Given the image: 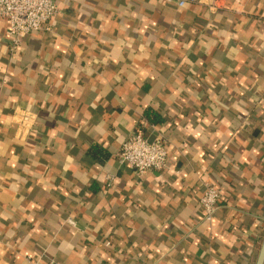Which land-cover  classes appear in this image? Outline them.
I'll use <instances>...</instances> for the list:
<instances>
[{
	"label": "crops",
	"instance_id": "1",
	"mask_svg": "<svg viewBox=\"0 0 264 264\" xmlns=\"http://www.w3.org/2000/svg\"><path fill=\"white\" fill-rule=\"evenodd\" d=\"M56 3L14 52L0 19V264H254L264 0ZM133 132L167 139L162 171L117 163Z\"/></svg>",
	"mask_w": 264,
	"mask_h": 264
},
{
	"label": "built area",
	"instance_id": "2",
	"mask_svg": "<svg viewBox=\"0 0 264 264\" xmlns=\"http://www.w3.org/2000/svg\"><path fill=\"white\" fill-rule=\"evenodd\" d=\"M174 1L180 8L186 3L196 0H165ZM214 4L209 8L212 10ZM58 13L56 0H0V19L8 24L6 36L9 38V50H17L24 39L33 32L51 31L50 20ZM25 122V120H23ZM167 139L163 134L155 133L154 136H146L141 132L129 134L121 143L116 161L133 170L137 178H141L148 172L162 171L168 160ZM198 178L201 175L197 173ZM108 185L114 182L110 174L106 176ZM221 190L211 182L202 183V191L198 202L203 211V219L210 222L219 207ZM30 264H62L59 261L48 258L43 259L38 255L30 259Z\"/></svg>",
	"mask_w": 264,
	"mask_h": 264
},
{
	"label": "water",
	"instance_id": "3",
	"mask_svg": "<svg viewBox=\"0 0 264 264\" xmlns=\"http://www.w3.org/2000/svg\"><path fill=\"white\" fill-rule=\"evenodd\" d=\"M254 264H264V235H263Z\"/></svg>",
	"mask_w": 264,
	"mask_h": 264
},
{
	"label": "trees",
	"instance_id": "4",
	"mask_svg": "<svg viewBox=\"0 0 264 264\" xmlns=\"http://www.w3.org/2000/svg\"><path fill=\"white\" fill-rule=\"evenodd\" d=\"M157 122V121H156Z\"/></svg>",
	"mask_w": 264,
	"mask_h": 264
}]
</instances>
